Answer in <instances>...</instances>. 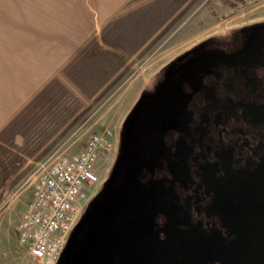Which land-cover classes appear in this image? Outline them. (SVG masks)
<instances>
[{"label":"flooded vegetation","instance_id":"af4514ba","mask_svg":"<svg viewBox=\"0 0 264 264\" xmlns=\"http://www.w3.org/2000/svg\"><path fill=\"white\" fill-rule=\"evenodd\" d=\"M236 36L194 44L152 74L127 119L114 173L96 204L86 206L59 262L102 264L111 233L115 249L104 264H152L133 254L136 239L129 235L136 223L139 230L141 215L121 214L116 233L110 211L116 202L151 201L150 229L178 235L176 246L159 248L164 258L177 248L168 264H237V257L264 264V25L243 27ZM193 204L208 211L203 224H214V236L205 227L198 238L190 236ZM137 242L152 251L143 238Z\"/></svg>","mask_w":264,"mask_h":264},{"label":"rangeland","instance_id":"374dc122","mask_svg":"<svg viewBox=\"0 0 264 264\" xmlns=\"http://www.w3.org/2000/svg\"><path fill=\"white\" fill-rule=\"evenodd\" d=\"M253 25H264V0H0V81H7L2 69L8 62L21 65L24 58L55 54L58 47L72 56L56 76L57 92L46 98V108L38 109V102L26 106L0 134V264H39L20 244L17 224L31 200L40 162L58 148L74 155L93 133L110 129L111 147L97 163L95 198L119 162L130 113L151 87L150 82L141 90L144 78L194 44L232 40ZM187 209L190 236H201V227L214 236V224H203L208 211L195 204ZM149 233L143 244L152 251L136 241L133 254L168 264L177 248L166 258L159 248L177 245L175 230L165 234L154 227ZM161 233L165 242L158 238ZM239 259L237 264L243 262Z\"/></svg>","mask_w":264,"mask_h":264},{"label":"built area","instance_id":"2783aa9c","mask_svg":"<svg viewBox=\"0 0 264 264\" xmlns=\"http://www.w3.org/2000/svg\"><path fill=\"white\" fill-rule=\"evenodd\" d=\"M112 131L93 133L76 154L58 148L38 164L31 200L17 224L18 239L39 264H58L66 241L100 182L97 163L111 147Z\"/></svg>","mask_w":264,"mask_h":264},{"label":"crops","instance_id":"0c3cea01","mask_svg":"<svg viewBox=\"0 0 264 264\" xmlns=\"http://www.w3.org/2000/svg\"><path fill=\"white\" fill-rule=\"evenodd\" d=\"M125 56L128 57V55ZM71 57L68 54H62V48L58 47L55 54H40L34 60L24 58L21 65L11 66L10 62L3 65L2 71L8 76L7 81H0V134L10 127L12 124L10 122L18 118V114L26 106L29 108V105L38 102V109H44V106L46 108L48 103L46 98L50 99L52 96L54 99L57 92L55 89L59 82L56 76ZM152 74L144 78L141 90L147 85Z\"/></svg>","mask_w":264,"mask_h":264},{"label":"water","instance_id":"95a60500","mask_svg":"<svg viewBox=\"0 0 264 264\" xmlns=\"http://www.w3.org/2000/svg\"><path fill=\"white\" fill-rule=\"evenodd\" d=\"M138 192L141 193V191H138ZM99 195H100V193L97 194L95 196V198H93L91 200L90 205L96 204V200L98 199ZM150 203H151V201H149L146 205H143V206H137L135 204L128 203V205L126 206V203L116 202L114 204V207L110 210V211H112L111 213L114 215L115 220H116V221L114 220V222H113L115 225V228H116V230H114V231L116 233H118L121 229V225L123 224L122 221L120 223V220L123 219V217H120L121 214H126V215L130 216L131 218H134V216L136 214H139V215H141V217L139 218V221H140L139 223L141 224L139 227V230L137 229L138 224L136 223L135 229L132 228L134 230V232L131 233L129 236H130V238L136 239V240H133V242H136L138 239L145 238L144 237L145 235L149 236L150 235L149 232L151 231L150 224H151V220H153L152 217H153V214L155 212L154 206ZM134 224H135V222L132 221L130 225H134ZM128 232H130V231H128ZM75 233L73 234V236L75 235ZM113 235H115V234L109 233L107 235V238L110 240V242L108 240H106L105 244L103 245V248H104L103 252L105 255L108 252L110 245L113 244ZM122 257H123V254H122ZM126 257H128V256H126Z\"/></svg>","mask_w":264,"mask_h":264},{"label":"clouds","instance_id":"9594fccd","mask_svg":"<svg viewBox=\"0 0 264 264\" xmlns=\"http://www.w3.org/2000/svg\"><path fill=\"white\" fill-rule=\"evenodd\" d=\"M161 238L163 239L164 237H163V234L161 235Z\"/></svg>","mask_w":264,"mask_h":264},{"label":"trees","instance_id":"16d2710c","mask_svg":"<svg viewBox=\"0 0 264 264\" xmlns=\"http://www.w3.org/2000/svg\"><path fill=\"white\" fill-rule=\"evenodd\" d=\"M111 209V206L109 207V209L108 210H110Z\"/></svg>","mask_w":264,"mask_h":264}]
</instances>
